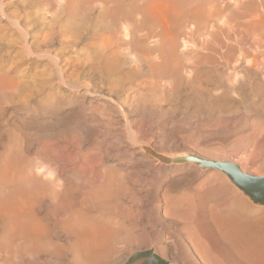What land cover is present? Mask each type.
Listing matches in <instances>:
<instances>
[{"label": "rangeland", "instance_id": "1", "mask_svg": "<svg viewBox=\"0 0 264 264\" xmlns=\"http://www.w3.org/2000/svg\"><path fill=\"white\" fill-rule=\"evenodd\" d=\"M65 1L67 2L68 0H65ZM69 1L70 3H72L74 0L72 1L69 0ZM164 1L165 0H160L159 2H164ZM167 1L168 3H170L169 0ZM222 1L221 0L218 1V7L219 6L224 7V5L225 6L233 5V2L230 0H222ZM7 2L8 4L6 7V11L10 13L13 10H18L20 12V18H19L21 22L20 25L23 26L24 29L26 26H27V29H30V30H27V29L25 30H27V32H29L30 34L32 33L31 40H33L34 37H38V36L40 37V35H45L48 32V29L50 28L49 25L53 21L48 17V15H44L46 13L44 9L45 7L37 8L33 5H25V7L23 6L21 7L20 4H18L15 0H10V1L6 0L5 3ZM227 2H229V4ZM205 4L207 5V1ZM27 6L28 7L30 6V7L28 8ZM42 8L43 10H41ZM42 11L43 13H41ZM95 21H97V18L95 17L90 18V16H86L85 18H79L76 16H72V18H70L67 22L60 23L61 26L58 27V25H60L58 24L54 26L53 28L51 27L52 29H54L53 31L54 36L51 37V39L48 41L47 44L48 45L51 44L50 49L54 50V52L61 58L62 60L61 65L62 66L65 65L63 66L64 72L66 71L65 75L66 74L70 75V72L73 73V69L75 71L80 66H83L82 69H87L88 65L92 64L91 63L92 57L89 52L90 50L88 49L89 47L86 45H88L87 41L90 40L88 35L91 30L90 29L91 24L94 23ZM74 23H76L75 24L76 26L74 25ZM45 29L47 30L45 31ZM57 30L59 31L57 32ZM67 30L74 31V36H76L75 39H77L74 41L76 42L77 45L75 44L71 46L69 43L66 44L65 42H63L65 38V31ZM10 31H6L5 36L3 37V41H0V70L7 71L9 75L12 76L18 82V86L15 92L10 91V92L0 93V108H1L0 109V117H1L0 118V127H1L0 137L2 138L4 137L5 139V140L3 139L4 140L3 141L2 138H0L1 139L0 140V150H1L0 155L2 154L0 157V164H1L0 166L2 168L0 167L1 168L0 170L4 172V175L8 173L6 176L11 177V178L14 177L13 179L15 180L14 182H12L13 179H11V183L13 184L12 185L11 183H9V185L11 186H9L7 183H2L0 181V186H1L0 189H2L5 185H7L5 187L9 186V187L15 188L16 183L18 182L17 185H19V188L21 190H24V191L29 190L30 192H34V191L36 192V186L32 184L35 180H41V183L50 184L51 187L55 191L62 193V194L65 193L67 195H73V193H76L77 191V194H75V196L78 195L77 197H80L81 194L83 195V193L88 192L92 189L100 190V191L102 189V191L104 192L107 189L108 191V192L106 191L107 197L93 199L88 204L79 206L80 208L78 207V210L81 213H83L85 217L89 218L92 221L94 228H95L94 232H95L96 239L98 241L103 242L102 241L103 237L99 238V235L102 236L104 234L103 240L108 242L105 244L109 247L112 246L110 248L113 251L109 254L108 264H129L130 262L133 261V259L136 256H139L148 251L156 255L165 257L163 259L171 262L172 264H264V206L253 203L251 199H249V197L244 195L235 185H233L231 181L228 179V177L221 171H218L216 169H206L200 166L195 168L191 165H185V163L182 164L180 161L179 162L177 161L178 164L176 165L175 164L174 165L172 164L169 166L160 165L161 163L163 164L164 162L157 160L156 157L154 159L152 158V156L164 155L166 157H172V158L180 157L177 160H181L184 158L185 159L191 158L192 160L203 158L206 160L208 159V160H214V161H226V162L235 163L241 168L242 171L246 172L247 174L256 175V176H264V168H261L262 166H264V162H263V165L261 164L262 161H264V159L258 160L259 162L257 163L256 160L252 161V156L249 155V154H253V152L256 151L257 148H259L258 146L254 147L256 146L255 141L258 142L259 146L261 145V143L264 146V141H263L264 128L263 130H261L262 128H260L261 131L259 129L256 130L257 133L255 132V135H256L255 137L257 138H254L252 143L247 147L245 155L242 154L241 151L238 152V150L235 149L236 146L234 145V142L237 143L236 141L237 139H240V138L243 139L242 137H245L246 134L249 133L248 135H250L253 133L251 132V130L255 128V123L256 125H258L259 120L264 118L263 117L264 114L259 113L258 115V113L255 111H252L248 107V105L246 106V104H243L244 106L242 105L241 108H239L240 110L239 113L237 112L234 114V111L230 110V112L223 114L226 117H224L222 113L220 114L224 118L220 116L218 112L219 107H217L219 106L218 104L219 94L215 95L216 92L219 93L218 92L219 90H215V88L219 89L218 87L219 86V76H217L219 73V58L218 60H216L215 58L216 56L212 57L213 54L209 51H207V53L203 52L204 53L203 55L205 57L203 58V60L204 59L206 60V58L207 60L208 58L210 60V58L212 57L210 61H213V60L218 61V64L217 62L213 61L212 64L213 63L214 64L212 65L209 60L207 64L205 63L206 61L204 60V64H203V60L202 61L194 60L193 57L191 59L189 57L190 55L187 54L188 53L187 49H185L187 50V53L185 52V50H182V48L178 49V51L182 50V53H181L182 55L179 54L180 52H178L177 58H179L180 60L177 58L176 59L178 60V62L180 61V63L181 61H183L181 63L182 65L186 64L184 68H186V66L190 67L193 65L194 66L197 65L198 68L203 65L205 67V64H206L207 66L206 68L208 71L215 70L214 72H216V74L214 72L213 74L209 73V75L211 74L210 75L211 78L209 75L208 76L204 74L200 75L198 79L200 83L197 81L199 83L198 84L199 87L198 85L194 86L196 93L199 96H202L201 97L202 99L195 92H193L194 88H191L190 82L186 80L188 79V77H185L186 74L184 73V71L181 72L183 74H181V77H180V78L185 77L184 80L181 79L180 81L179 79V81L182 82V84H178L177 82L178 80L173 82L174 85H172V83L170 84L172 87L175 86L174 89L170 86V89L172 88V90L170 89L168 90L172 94L169 92L167 93V91L165 92V90L164 92H162L163 90H161L162 88L160 84L161 85L164 84L165 80L163 79L161 80H159V78L151 79L149 78V76L148 77H145V76L135 77L136 75L129 74L131 72L130 69H132L130 67L132 65L129 66V64H132V63H129L130 60L128 59H127L128 64L126 63L127 66L125 65L126 67L124 66L122 70V73L124 71L126 74L128 71V74L124 77V81H123V86L125 88L122 90H117V87L116 89L112 88L111 84L102 83L101 85L100 83L102 82L101 79L99 78L100 79L99 80L98 77L96 76L98 74H95V73L93 74L90 73L89 75L87 74V76L84 77V79L82 78V80H85V82H88L89 84H92L93 86L97 85L98 86L97 88H99V84H100V87L101 86L102 87L99 88V90L100 91L102 90L101 93L104 92V94L106 93V95H108L109 93L112 94V92H117V93L112 94L113 99H115L114 95L116 97V95L119 93L118 94L119 97L118 96L117 97L119 100L122 97L121 100L123 102L125 101L124 100L125 96L133 92L131 90L134 88L133 85L135 83L138 82L137 84H140L141 86L144 85V88H142L141 91L143 90L146 91L147 89L151 88L150 89L151 91L150 90L146 91L147 93H149L148 96L146 95V92L143 91L144 92L143 95L146 96V97L144 96L145 97L144 104L142 103L143 101L137 100L136 104H138L139 102L141 103L137 105L138 109L134 108L136 107L135 105L136 100L133 102V100L130 99L129 102L125 101V104L123 107H125L126 109L124 108L120 109L118 107H115L113 104H106L107 105L105 106L106 108L104 107V109L106 110L105 111L104 109L102 110L101 108H99L98 107L99 105L97 103H93L94 108L92 106H91L92 108L91 107L89 108L88 106H86L88 105V103L84 102L82 97L77 96L73 98L72 94H68L67 92L65 93L64 89L58 84H56L55 82H51L50 84H46V85L40 82L41 75H38L39 70L44 69L46 67L45 64H43L46 62L45 61L41 62V60L35 57L28 59L26 62L25 61L26 59L22 57V55H19V53L21 52L19 49V45L18 44L16 45V43L12 44L8 42L10 39H15V36L12 35V33H14L13 30H10ZM44 32L46 33L44 34ZM209 32H211V30H209ZM10 35H12V38L10 37ZM80 36H83L84 38ZM77 37L80 39L78 40ZM200 37L201 36L199 35V38ZM186 39L188 41V38ZM33 43H34V40H33ZM47 44L46 46H48ZM46 46L41 48V51H45L46 49H49L48 48L49 46L48 47ZM68 46H69V49H68ZM190 47L191 45L189 44V47L187 46L186 48L190 49ZM33 50H35L34 44H33ZM16 53H18V56ZM205 54L206 55L208 54V56L209 54L210 55L212 54V55L210 57L208 56L206 57ZM179 55L182 58H180ZM183 55H184V59H183ZM187 57L190 59H188ZM187 60H189L190 62ZM72 61H73V64H72ZM64 62L65 63L67 62V63L65 64ZM26 63L27 65H25ZM79 63L82 65H80ZM217 65H218V69H217ZM20 66L21 68H19ZM16 68L17 69L19 68V69L17 70ZM22 68L24 70H22ZM14 70H17L19 72L17 71L15 72ZM182 75L184 76L182 77ZM215 77H217L218 81L216 80ZM145 78L147 81L145 80ZM142 79H144L146 83H143L145 81ZM129 80H131L132 82ZM151 81L157 82V83L152 82V85L155 84L154 87L152 85H150L151 87L149 86V83H151ZM214 81H216V83ZM39 83L41 84L39 85ZM127 83L130 84V86ZM212 84L214 88L213 86H211ZM103 85L105 86L103 87ZM159 86L161 89L159 88ZM197 88L199 89L198 92H197ZM205 88H209V89L205 90ZM210 88L212 90H210ZM36 89L39 91H37ZM112 89L113 90L115 89L116 91L115 90L112 91ZM157 89H159L162 93L159 91L160 94L159 93L156 94ZM152 90L153 91L156 90L155 91L156 93L154 94ZM126 91L127 92L129 91V92L127 93ZM200 91L203 95H206L207 97L203 96L201 93L199 94ZM203 91H206V92H203ZM208 92L210 93L207 95L206 93ZM211 92L215 94H212ZM150 93H153L156 96L154 97L153 94H150ZM194 93L196 95H194ZM59 95H61V98ZM149 95H150V99H147L149 98ZM252 95L253 94H251V98L253 97L254 99H256L254 95L253 96ZM203 97H205V99H203ZM215 97L218 98V100L214 99ZM58 98H59V101H58ZM154 98H155V101L150 102V100H153ZM196 98L198 100L200 98L202 101L201 100H199L201 102L194 101V100H197ZM206 99L207 100L209 99V100L207 101ZM145 100L148 101V104L146 103ZM216 100L218 103L216 102ZM204 101H206L205 104H203ZM131 102L135 105L133 106V108L136 111L135 110L132 111L133 110L132 107L129 108L128 112L125 111L128 109L130 104H132ZM254 102L256 103L257 100ZM126 104L127 105L129 104V105L127 106ZM146 104L148 108L146 106L144 107V105ZM141 105H143L144 108L141 107ZM202 105L203 106L205 105L206 107L204 106L202 108ZM214 105H215V108H214ZM97 107H98V110H96ZM139 107L141 108L140 111H139ZM207 107L208 109H206ZM213 108L214 110H212ZM91 109H95V110H91ZM215 109H217L218 113L215 112L216 111ZM107 110L111 112L108 113ZM241 110L243 111V113H240L242 112ZM104 111H105V115H103ZM246 111H249L250 113ZM106 112L109 115H107ZM131 113H133V115ZM228 113H229V116H228ZM231 113L235 116L233 117L230 116ZM41 115L42 117H40ZM242 115L244 116L242 117ZM253 116H255V118ZM235 118L236 120L237 119L238 120L236 121ZM18 120L19 121L21 120V122H19ZM29 120H31V123L33 120L35 125L33 123L31 124ZM25 121H27L28 124H26ZM35 121L38 124H36ZM43 121H45V123ZM219 121L220 122L222 121V122L220 123ZM225 121L227 123L229 122L230 125L227 124ZM29 123L31 125H29ZM40 123H42L43 125L42 124L39 125ZM127 124H128V127L130 128V129L128 128L129 132H131V136L134 138L133 140H135L136 138L135 142L143 146V148L141 147V150L140 148L134 147L132 145L133 143L132 139L129 140L130 136L126 128ZM225 124L228 126H226ZM26 125H29V126L26 127ZM36 126H37V129H36ZM23 127L27 131L26 133L28 134L22 131L24 130ZM33 129H36V130L33 131ZM226 130L228 133L225 132ZM36 132L38 133V135ZM141 133L142 135H140ZM20 134L23 135V137L20 136ZM258 137H262L261 138L262 140ZM241 139L239 141H241ZM255 139L257 140L259 139V140L257 141ZM259 141H262V142H259ZM74 142H76L77 145ZM225 142L226 143L228 142L227 145ZM253 142H254V145H253ZM70 145L71 147H69ZM222 145L223 147L225 145V147L226 148L228 147V148L224 149L225 147L223 148ZM5 146H7L8 148H6ZM253 148H255L254 151H253ZM25 149L26 150L29 149V151H27L28 153H26ZM8 150H9V154L11 153L10 155L8 154ZM236 152L237 154L238 153L239 154L237 155ZM68 153L70 154V156ZM71 153L72 155L73 154L74 155L71 156ZM48 154L50 155V157ZM147 154H151V157ZM12 155L13 157L9 158V156H12ZM65 155L67 156L68 159L70 158L71 160L70 163L69 162L67 163V161H70V160L66 159V157L63 158V156ZM47 157L48 159H46ZM71 157H74V160ZM9 159L10 160L12 159V162L14 161L13 163L15 164H12L13 166H11L12 162H10ZM58 159L60 161H58ZM87 159H89V161ZM38 160H40L41 163ZM249 160H250V163H249ZM83 161H86V162H84L83 164ZM91 161L94 162L93 165ZM251 161L254 162V164ZM50 162L54 163V164L51 163L52 167L49 166ZM87 162H91V163L89 164ZM65 163L67 164L65 165ZM68 164L69 166L67 167ZM73 164H74V167H73ZM259 164H261L262 166H260ZM36 165L39 168H41L42 171L36 168ZM62 165H65L67 168ZM89 165H90V170H88ZM91 165L94 167H92ZM10 166L12 167V169ZM71 166L72 168H74L73 170L71 169ZM5 167H6L7 173L5 172ZM59 167L61 171L60 169H58ZM28 168L31 171H29ZM69 168L71 169L72 172H70ZM83 168L84 170H86L85 171L86 176H81V175H85L84 171L82 170ZM92 168L96 172L91 170ZM256 168L258 169V171L254 172ZM10 169L12 170L11 171L12 174L9 173L8 171ZM35 170L40 171V172H38L37 174V171ZM53 170L54 172H52ZM1 171H0V174H3ZM87 171H90V172H87ZM106 171L107 172L109 171V173H107ZM29 172H31L32 175L34 174L35 175L31 177L32 175L28 174V176L30 175L31 176L27 177V173ZM51 172L52 174H50ZM98 172L100 174H95ZM17 173H19L20 177L17 175ZM20 173L23 174V177ZM61 173H62V176H61ZM10 174L13 176H11ZM117 174L121 176H118ZM36 175H40L41 177L40 176L36 177ZM97 175L98 176L101 175L102 177L101 176L98 177ZM108 175L110 177V180H108L109 179ZM114 175H117L118 177ZM80 176H81L82 181L80 179ZM24 177L26 179H24ZM48 177H50L51 180ZM58 177H61V179ZM96 177L98 179H96ZM119 177L122 179L118 180ZM20 179L23 181H21ZM55 179L56 180L58 179V180L56 181ZM94 179H96L98 183ZM86 180H88L87 182L89 186ZM28 181L32 184V186H30L31 184ZM78 181L80 184L77 183ZM89 181L91 182L89 183ZM118 181H120L121 183ZM71 182L74 184H70ZM101 182L102 183L104 182L105 184L104 183L102 184ZM24 183H25V186H24ZM27 183L30 185H28ZM94 183L97 185H95ZM116 183L120 185L121 187H123L122 188L123 190L120 189L121 187L119 188ZM22 184H23L24 189L22 188ZM67 185L70 186L71 188L68 187ZM96 186H98L99 189H97L98 187L96 188ZM113 186L115 188L117 186V188L115 189ZM86 187H89V188H86ZM72 189H75V190L78 189V190L76 191L74 190L73 192ZM110 189H112L113 191ZM119 189L122 191H120ZM80 190L82 193L79 192ZM82 190H84V192ZM185 196L190 197L189 204L186 203L185 199L181 200V198H184ZM117 198L119 199V201L117 200ZM33 205L38 207L37 210H35L36 208H34ZM33 205L32 204L26 205L24 206L26 208H23L22 210H24L23 212L25 214V217L28 219L29 223L34 225V230L36 231H34L33 234H35V236L39 239V240H36L37 241L36 245L44 244V242H47V241L61 242L62 238L63 240L64 239L66 240L67 239V237H65L66 233L62 231L61 224H62V221L64 220L65 215L67 214V212H69V209H68L69 205L65 203H58V204L42 203L40 205H35V204ZM62 208H65V210L63 209L64 210L63 211ZM120 208L123 209L126 213L123 212V210H121ZM170 208L176 209L181 213H190V218L182 219L179 217L172 216L170 214V211H168ZM112 209L114 210L112 211ZM117 211H120L119 212L120 214ZM30 212L33 214L30 215ZM87 214L89 216H86ZM111 217H115L116 219L111 218ZM56 218H58V220ZM96 218H97V221H95ZM105 218H106V221L104 220ZM95 223L97 224L95 225ZM0 226H1V221H0ZM7 227L9 226L8 225L5 226L4 231H1L0 229V232H1L0 236L3 232H6V231L8 232ZM105 227L108 230L109 229L110 230L108 231ZM126 227L131 228V232H132L131 240L125 239ZM61 232L63 233L61 234ZM111 232L112 233L114 232V234L116 233L117 236L112 234ZM120 234L122 236H120ZM110 235L112 236V238H110L111 237ZM113 240L114 242H112ZM33 246H35L34 243H33ZM159 248L161 249L158 250ZM163 248L166 251H164ZM65 257L66 258H64V262H65L64 264L71 263L69 261V256H65ZM17 261H18V258H17Z\"/></svg>", "mask_w": 264, "mask_h": 264}, {"label": "bare ground", "instance_id": "2", "mask_svg": "<svg viewBox=\"0 0 264 264\" xmlns=\"http://www.w3.org/2000/svg\"><path fill=\"white\" fill-rule=\"evenodd\" d=\"M5 1L6 0H0V41H3V37L5 36L6 31L13 30L14 33H12V35L15 36V39H10L8 42L12 43V44L16 43V45L17 44L19 45V49L21 51V52L18 51L21 53V54L19 53V55H22V57H24L26 59L25 60L26 62L28 59H30L32 57L38 58L39 60H41V62L42 61L46 62V63H43V64H45L46 67L44 69L39 70L38 75H41L40 76V82H42L45 85L50 84L51 82H55L56 84H58L59 86H61L64 89L65 93L67 92L68 94H72L73 98H75L77 96L82 97L84 102L88 103V105H86V106H88L89 108L91 106L92 107L94 106L93 103H97L99 105V106L98 105L97 106L99 108H101L102 110L104 109L105 106H107L106 104H113L115 107H118L120 109H122V108L126 109L125 107H123L125 104V101L129 102V100L132 99L133 102L136 100L135 101L136 107H134V108L138 109L137 105L141 104V103L139 102L138 104H136L137 100L143 101L142 102L143 104L145 103L144 99L146 96L143 95V93L146 92L147 90H150L151 88L147 89L146 91L143 90L144 91L143 92L141 90H142V88H144V85L141 86L140 84H137L138 82L135 83L134 81H133L135 83L133 85L134 88L132 90L129 89L133 92H131L130 94H127V95L124 94V95H126L125 98L123 97L125 100L124 102L121 100L122 97L120 98V100L118 99L119 93L116 95V97L114 95L115 99H113V97H112L113 93H117V92H112L116 89V87H117V90H122L125 88L123 86V81H124V77L128 74V71L126 69V71H127V74H126L124 71L122 73V70H123V67L126 65V63L128 64V62H127L128 60H130L129 63H132V64H129V66L132 65V66H130L132 69H130L131 72L129 74H134V75H136L135 77H138V76L148 77L149 76V78H151V79H158L159 78V80H161V79L165 80L163 85L160 84L162 89L159 86V88L161 90H163L162 92H164V90H165V92L167 91V93L168 92L171 93L170 91H168L170 89L171 83H172V85H174L173 82L178 80L177 81L178 84H182V82H180L181 79L184 80L185 77H188L189 80L188 79H186V80L190 82L191 88H194L193 92L196 93L194 86L198 85L200 83L198 80L200 75L204 74V75L208 76L209 73L213 74V72L215 70H213V71L207 70L206 64H207L209 58H208V60H207V58H206V60L204 59L206 61L205 67L203 65V66L198 68L197 65L196 66L193 65L190 67L186 66L187 69L184 68V66L186 64L182 65L181 63L183 61H181V63H180V61L178 62L177 59H179V58H177V55H178V52H180L179 54H181L182 50L187 49L188 53H187V50H185V52L188 55H190L189 57L191 59L193 57L194 60H198V61L201 60L202 61L203 58H205L203 55L204 54L203 52L207 53V51H209L213 54L212 57L216 56L215 57L216 60H218V58H219V73L217 72L218 73L217 76H219V86H218L219 89L215 88V90H219L218 91L219 93L216 92V94H215V93H212L213 91L211 92L212 94H215V95L219 94L218 95L219 103L217 102L218 98H216V97L214 98V99H217L216 102L219 104V106H217V107H219V110H218L219 114L222 113V115H223L224 113L230 112V110L231 111L233 110L234 114L237 112L239 113V111H240L239 108H241V106L243 104H246V106L248 105V107L252 111L257 112L258 115H259V113L264 114V0H230L233 2V5H231V6H229V5L225 6L224 5V7H220V6L218 7V1L219 0H206L207 5L205 4L206 3L205 0H169L170 3H168L167 0H165L164 2H159L160 0H74L72 3H70L69 0L67 2L65 0H15L18 4H20L21 7L22 6L25 7V5H33L37 8L38 7H43V8L45 7L44 9H45L46 13L44 15H48V17L53 21L49 25L50 28L48 29V32L47 33L44 32V34L46 33L45 35H40V37L39 36L34 37V39H33L34 43H33V40H31L32 39L31 38L32 33L30 34L29 32H27V30H30V29H27V26H26L25 29H27V30H25L23 28V26L20 25L21 24L20 19H19L20 18V12L18 10H13L10 13L8 11H6V7H7L8 2L5 3ZM64 1H65V3H64ZM227 3L229 4V2H227ZM43 8L41 10H43ZM41 13H43V11ZM72 16H76L79 18H85L86 16H90V18L91 17L97 18V21L92 23L93 25L91 24V28H90L91 30L89 29L90 30L89 35L87 34L91 41L86 40L88 42V45H86V46L89 47V48L88 47L87 48L90 50L89 52H90V55L92 57V59H91L92 64L88 65V67L86 66L87 69H82L83 66H80L75 71L73 69V73L70 72V75L69 74L65 75L66 71L64 72V70H63V66H65V65H63V66L61 65V63H62L61 58L54 52V50L50 49L51 44L48 45L47 43L51 39V37L54 36L53 35L54 29H52V28L54 26L62 23V22L63 23L67 22L70 18H72ZM71 24H72V22H71ZM75 24L76 23H74V25ZM59 26H61V24L58 25V27ZM46 30L47 29H45V31ZM209 30H211V32H209ZM58 31L59 30H57V32ZM85 31H87V30H85ZM10 33H11V31H10ZM78 34H80V33H78ZM12 35H10L11 38H12ZM199 35L201 36L200 38H199ZM36 36H37V34H36ZM205 36L207 37V39ZM75 37L76 36H74V31L67 30V31H65V38H64L63 42H65L66 44L69 43L71 46H73L76 44V42L74 40H77V39H75ZM80 37H83V36H80ZM85 37H87V36H85ZM179 38H180V40H179ZM186 38H188L189 42L187 41ZM79 39L80 38H78V40ZM33 44L35 45V50H33ZM46 44L49 47L46 46ZM189 44L191 45L190 49L186 48L187 46L189 47ZM84 45H85V43H84ZM45 46L48 47L49 49H46L45 51H41V48H43ZM179 48H182V50L178 51ZM68 49H69V46H68ZM88 49H87V51H88ZM189 52H191V53H189ZM16 54L18 56V53H16ZM183 54H185V53H183ZM187 54H186V56H187ZM211 55L209 54V56H208V54H207L206 57L207 56L210 57ZM179 57H180V55H179ZM20 58H21V56H20ZM88 58H89V56H88ZM180 58H182V57H180ZM190 58H188V59H190ZM211 58H210V60H211ZM183 59H184V55H183ZM204 60H203V64H204ZM216 60H213V61L217 62V64H218V61H216ZM187 61H189V60H187ZM213 61H210V63L212 64ZM69 62H71V61H69ZM34 64H35V62H34ZM72 64H73V61H72ZM189 64H191V63H189ZM25 65H27V63ZM80 65H82V64H80ZM21 66H22V64H21ZM21 66L19 68H21ZM77 67H78V65H77ZM208 67H209V65H208ZM42 68H43V66H42ZM217 69H218V65H217ZM17 70H14V71L16 72ZM22 70H24V69L22 68ZM183 71L186 75L184 74L185 77H183L184 75H182L183 78H180L181 74H183L181 72H183ZM17 72H19V71H17ZM90 73L91 74L95 73V74L99 75V76L98 75H96V76L98 77V79L99 78L101 79V81H102V82H100L101 85H102V83L103 84L104 83L111 84L112 85L111 87L115 88L114 90L112 89V91H110V92H112V94L109 93L111 95H109V94L106 95V93L104 94V92L101 93L102 90L100 91L99 88H101L102 86L100 87V84H99V88H97L98 87L97 85L93 86L92 84L85 82V80H82V78L84 79V77H86L87 74L89 75ZM214 73L216 74V72H214ZM142 78H144V77H142ZM210 78H211V76H210ZM215 78L217 80V77H215ZM179 79H180V81H179ZM99 80H98V82H99ZM142 80H144V79H142ZM145 80H146V78H145ZM129 81H131V80H129ZM146 81L143 83H146ZM152 82L157 83L156 81L155 82L151 81V83H149V86L152 85ZM214 82L216 83V81H214ZM40 84L41 83H39V85ZM213 84L211 86H213ZM128 85L130 86V84H128ZM154 85H152V86L154 87ZM215 85H217V84H215ZM17 86H18V82L12 76H10L7 71H1L0 70V93L10 92V91L15 92L17 90ZM104 86L105 85H103V87ZM153 87H152V89H153ZM157 87H158V85H157ZM174 87H172V88L174 89ZM198 87H199V85H198ZM172 88L170 90H172ZM211 88H210V90H212ZM213 88H214V86H213ZM206 89H209V88H205V90ZM198 90L199 89L197 88V92H198ZM37 91H39V90H37ZM107 91H109V90H107ZM155 91H153L154 94L156 93ZM159 91L160 90L157 89L156 94H158ZM34 92H36V91H34ZM203 92H206V91H203ZM120 93H121V91H120ZM195 93H194V95L197 94V93L196 94ZM200 93H201V91L199 92V94ZM209 93L210 92H208L206 94L208 95ZM148 94L149 93L146 92L147 96H148ZM150 94H153V93H150ZM154 94H153V96L155 97L156 95H154ZM251 94H253L256 99H254L253 97L251 98ZM124 95H122V96H124ZM59 96L61 98V95H59ZM153 96H152V98H153ZM192 96H193V94H192ZM203 96L207 97L206 95H203ZM136 97H137V99H136ZM199 97L201 98L202 96H199ZM205 97H203V99H205ZM210 97H208V98H210ZM69 98H70V96H69ZM200 98H199V100L202 99V98L201 99ZM147 99H150V95H149V98H147ZM199 100L197 99L194 101H199ZM253 100L254 101L257 100V102L255 103ZM58 101H59V98H58ZM102 101H104V102H102ZM145 101L148 104V101L147 100H145ZM151 101H155V98L153 100H150V102ZM201 101H199V102H201ZM211 101H213V100H211ZM211 101H210V103H211ZM205 102L206 101H204L203 104H205ZM252 102H254V103H252ZM29 103H30V101H29ZM213 103H215V102H213ZM59 104H60V102H59ZM76 104H77V102H76ZM147 104L144 105V107L145 106L147 107ZM135 105L133 103L130 104L128 109L125 111L128 112L129 108H131V107L133 108V106H135ZM204 106L202 105V108ZM80 107H81V105H80ZM98 107L96 110H98ZM141 107H143V105H141ZM211 107H213V106H211ZM134 108H133V110L132 109L131 110L134 111L135 110ZM214 108H215V105H214ZM214 108L212 110H214ZM86 109H87V107H86ZM140 109L141 108L139 107V111H140ZM206 109H208V107ZM217 109H215L216 110L215 112H217ZM91 110H95V109H91ZM105 111H104L103 115H105ZM107 112L110 113L111 111L109 112L107 110ZM107 112H106V114L109 115ZM246 112L250 113L249 111H246ZM136 113H134V114H136ZM240 113H243V111ZM14 114H16V113H14ZM131 114L133 115V113H131ZM117 115H119V114H117ZM222 115L220 114V116H222ZM50 116H52V115H50ZM228 116H229V113H228ZM230 116L233 117L235 115H233L231 113ZM243 116L244 115H242V117ZM40 117H42V115ZM224 117H226V116H224ZM253 117L255 118V116H253ZM128 120H129V118H128ZM235 120H236V118H235ZM244 120H246V119H244ZM29 121L31 123V120H29ZM19 122H21V120ZM43 122L45 123V121H43ZM129 122H130V120H129ZM25 123L28 124L27 121H25ZM30 123H29V125H31L32 123L34 124L33 120H32V123L31 124ZM35 123H36V121H35ZM42 123H40L39 125H41ZM258 123H259L258 125H256V123H255V128H253V130L250 129L251 132H253L252 134L248 135L249 134L248 133V134H246L245 137H242L243 136L242 135L241 137L243 139L240 138L241 141H239L240 139L236 138L237 143L234 142V145L236 146L235 149L238 150V152L241 151L242 154L245 155L247 147L252 143L254 138H257V137H255L256 136L255 135L256 130H258V129L260 130V128H262L261 130H263L264 118L260 119ZM36 124H38V123H36ZM227 124H229V122ZM29 125H26V127ZM37 126H36V129H37ZM226 126H228V125H226ZM126 128L129 132L130 128L128 127V124L126 125ZM23 129H24V127H23ZM36 129H33V131ZM19 130H21V129H19ZM27 130H28V128H27ZM22 131H24L25 133L27 132L25 129ZM16 132H18V131H16ZM72 132H74V131H72ZM225 132H227V130ZM2 134H1V136H2ZM26 134H28V133H26ZM258 134H260V133H258ZM37 135H38V133H37ZM140 135H142V133ZM7 136H8V134H7ZM20 136L23 137V135H21V134H20ZM27 136H29V135H27ZM129 136H130L129 140L134 139L131 136V132H129ZM224 137H226V136H224ZM0 138H2V137H0ZM25 138H26V136H25ZM138 138H139V136H138ZM258 138L261 139L262 137H258ZM3 139H4V137L2 138V140ZM9 140H10V138H9ZM79 140H81V139H79ZM135 140H136V138H135ZM135 140L132 141L133 142L132 145L134 147L140 148V150H141V147L143 148V146L138 144L137 142H135ZM255 140H257V139H255ZM139 141H140V139H139ZM263 141H264V139H263ZM259 142H262V141H259ZM74 143H76V142H74ZM227 143H226V145H227ZM4 145H5V143H4ZM8 145H9V143H8ZM76 145H77V143H76ZM231 145H232V143H231ZM253 145H254V142H253ZM255 145L256 146H254V147L258 146L259 148H257L256 151H254L255 148H253V151H254L253 154H249V155L252 156V161L256 160L258 163L259 162L258 160L264 159V146L261 143V145H260L261 147H260L258 145V142H256V141H255ZM78 146H80V145H78ZM5 147L8 148L7 146H5ZM69 147H71V145ZM222 147H223V145H222ZM224 147H225V145H224ZM231 147H230V149H231ZM227 148L225 147L224 149H227ZM25 151H26V153H28L27 151H29V149H27V150L25 149ZM51 151H53V150H51ZM8 154H9V150H8ZM14 154H15V152H14ZM236 154H237V152H236ZM1 155H0V157H1ZM13 155L9 156V158L13 157ZM73 155L71 153V156H73ZM147 155H149L151 157V154H147ZM246 155H248V154H246ZM6 156H5V158H6ZM69 156H70V154H69ZM49 157H50V155H49ZM57 157H59V156H57ZM64 157H66V159H68L66 155L63 156V158ZM155 157L157 158V160L164 162L163 164L161 163L160 165H168V166L172 165V164L176 165V164H178L177 161L178 162L180 161L182 164L185 163V165H191L195 168H197L199 166L204 168L197 161H193V160H190L188 158H186V159L184 158L185 160L184 159L177 160L180 157L172 158V157H166L164 155L152 156L153 159ZM71 158L74 160V157H71ZM46 159H48V157ZM40 160H42V159H40ZM40 160H38V161L40 162ZM51 160H53V159H51ZM68 160H70V158ZM87 160L89 161V159H87ZM90 160H92V159H90ZM1 161H2V159H1ZM58 161H60V160L58 159ZM86 161H83V164ZM211 161H214V160H211ZM4 162H5V160H4ZM10 162H12V159L10 160ZM13 162L11 163V166H13L12 164H15ZM44 162H46V161H44ZM53 162H50L49 166L52 167L51 163H53ZM68 162L70 163L71 160L67 161V163ZM91 162H87V163L90 164ZM218 162H226V161H218ZM263 162L264 161H262V163H261L262 165H263ZM67 163H65V165ZM230 163H232V162H230ZM249 163H250V160H249ZM252 163L254 164V162H252ZM93 164H94V162H92V165ZM261 164H259V165L262 166ZM33 165H35V164H33ZM37 165H36V168H38V169H40V171H42L41 168H39ZM65 165H62V166H65ZM259 165H257V166H259ZM68 166H69V164L67 165V167ZM81 166H83V165H81ZM73 167H74V164H73ZM75 167H76V165H75ZM92 167H94V166H92ZM25 168H26V166H25ZM84 168L82 170L84 171L85 175H81V176H86V172H85L86 170H84ZM261 168H264V166H262ZM11 169H12V167H11ZM11 169L8 171H9V173L12 174ZM58 169H60V167ZM71 169L73 170L74 168H72V166H71ZM71 169H70V172H72ZM256 169L254 170V172L258 171V169L257 170ZM76 170H78V169H76ZM88 170H90V165L88 167ZM91 170H93V168ZM240 170H241V168H240ZM6 171L7 170L5 167V172ZM29 171H31V170L29 169ZM35 171H37V170H35ZM40 171H37V174ZM60 171H61V169H60ZM1 172L3 174H0L1 175L0 177L3 179L0 178L1 179L0 181L2 183H7L9 185V183H11V179H13L14 177H12V178L8 177V176H6L8 174L7 172H6L7 174H5V175H4L3 171H1ZM23 172H24V170H23ZM26 172H27V170H26ZM52 172H54V170ZM52 172L50 174H52ZM87 172H90V171H87ZM94 172H96V171H94ZM242 172L246 173L244 171H242ZM48 173H49V171H48ZM107 173H109V171ZM28 174L32 175V173L29 172V173H27V177L31 176V175L28 176ZM57 174H58V172H57ZM95 174H100V173L98 172ZM17 175L19 176V173H17ZM21 175L23 177V174H21ZM34 175H32L31 177H33ZM75 175H76V173H75ZM109 175H108V177H109ZM117 175H114V176H117ZM249 175H251V174H249ZM11 176H13V175H11ZM37 176L39 177L40 175H36V177ZM61 176H62V173H61ZM81 176H80V179H81ZM100 176H98V177H100ZM104 176H106V175H104ZM118 176H121V175H118ZM254 176H256V175H254ZM111 177H112V175H111ZM48 178L51 180L50 177H48ZM58 178L61 179V177H58ZM24 179H26V178L24 177ZM52 179H53V177H52ZM88 179H89V177H88ZM96 179H98V178L96 177ZM96 179H94V180H96ZM120 179H122V178L119 177L118 180H120ZM14 180L15 179H13L12 182H14ZM92 180H93V178H92ZM108 180H110V177ZM21 181H23V180H21ZM81 181H82V179H81ZM87 181L88 180H86V182ZM90 182L91 181H89V183ZM118 182H120V181H118ZM17 183H16V186L18 188L16 186H15V188L9 187L11 185H9L8 187H5L7 185H5V186L2 185L4 187L2 189H0V221H1L0 229H1V231H4L5 226H7V225L9 226V227H7L8 232L7 231L3 232L2 233L3 235L1 234V236H0V264H39V263L40 264H64L65 263L64 258H66L65 256H69V261L71 262L69 264H108L109 263V254L113 251L110 248L112 246L109 247L105 244L108 242L103 240L104 234L102 236L99 235V238L103 237L102 238L103 242L98 241L96 239L95 232H94L95 228H94L92 221L89 218L85 217V215L78 210L79 206H83L84 204H88L93 199L107 197L106 196L107 195V193H106L107 189L105 190V192L102 191V189H101V191L95 190V189L93 190L92 188H91L92 190L88 191V189H87L88 192L83 193V195L81 194L82 196L79 194L80 197H77L78 195L75 196V194H77L76 190H78V189H76V190L72 189L73 192H74V190L76 191V193H73V195H67L65 193L62 194V193L55 191L51 187L50 184L41 183V180H35L32 183L34 186H36V192L35 191L30 192L29 190L28 191L21 190L19 188V185H17ZM77 183H79V181ZM97 183H98V181H97ZM30 184H28V185H30ZM32 184L30 186H32ZM70 184H74V183L71 182ZM87 184H88V182H87ZM68 185H69V183H68ZM91 185H92V183H91ZM95 185H97V184H95ZM24 186H25V183H24ZM88 186H89V184H88ZM117 186L119 188L121 187L118 184H117ZM117 186H116V188H117ZM68 187H70V186H68ZM91 187H93V186H91ZM97 187L98 186H96V188ZM22 188H23V184H22ZM74 188H75V186H74ZM86 188H89V187H86ZM122 188L123 187H121L120 189H122ZM81 189H83V188H81ZM97 189H99V187ZM112 189H110V190H112ZM122 190H120V191H122ZM82 191L84 192V190H82ZM65 192H66V190H65ZM79 192H81V190ZM115 192H116V190H115ZM108 199H109V197H108ZM184 199L186 200L187 204L190 203V197L189 196H185L184 198H181V200H184ZM117 200L119 201L118 198H117ZM105 201H107V200H105ZM120 202H121V200H120ZM42 203H45V204L65 203V204L69 205V207H68L69 212H67V214L65 215L64 220L62 221V224H61V227H62L61 229H62V231H64L66 233V235H65V233H64V235H65V237H67L66 240L64 239L65 241L63 240V238L61 239V242L63 240L62 243L57 242V241L56 242L47 241V242H44V244L36 245V243H37L36 240H39L35 236V234H33V232L36 230H34V225L30 224L28 219L25 217V214L23 212L24 210H22V209L26 208L24 206L29 205V204L40 205ZM122 205H123V203H122ZM34 208H36L35 210H37L38 207L34 206ZM122 208H124V207H122ZM63 209L65 210V208H62V210ZM113 210L114 209H112V211ZM121 210H123V209H121ZM168 211H170V214L172 216H175V217H179L182 219L190 218V213H181L178 210L173 209V208H170ZM95 212H96V210H95ZM117 212L119 213L120 211H117ZM123 212H125V211L123 210ZM125 213H123V214H125ZM31 214H33V213L30 212V215ZM119 214H117V215H119ZM168 214H169V212H168ZM95 215H97V214H95ZM102 215H103V213H102ZM86 216H89V215L87 214ZM103 217H105V216H103ZM111 218L116 219L115 217H111ZM119 218H120V216H119ZM122 218H123V216H122ZM56 219L58 220V218H56ZM29 220H30V218H29ZM104 220L106 221V218ZM125 220H126V218H125ZM95 221H97V218ZM100 221H101V219H100ZM100 221H99V223H100ZM117 222H118V220H117ZM113 223H114V221H113ZM96 224L97 223H95V225ZM108 225H110V224H108ZM110 226H112V225H110ZM115 231H116V229H115ZM118 231H120V230H118ZM62 233L63 232H61V234ZM112 234H114V232ZM125 234H126V237H125L126 240L132 239L131 228L126 227ZM114 235L117 236L116 233ZM120 236H122V235L120 234ZM108 238H109V236H108ZM110 238H112V236ZM107 240H109V239H107ZM115 241H116V239H115ZM112 242H114V240ZM33 243L35 244V246H33ZM160 249L161 248H159L158 250H160ZM163 250H164V248H163ZM164 251H166V250H164ZM164 255H165V253H164ZM157 256H160V255H157ZM160 257H162V256H160ZM17 258H18V261H17ZM162 258H165V257H162ZM142 259L149 260V259H151V257L150 256L139 257V258L134 260L133 264H135L137 261H141Z\"/></svg>", "mask_w": 264, "mask_h": 264}, {"label": "water", "instance_id": "3", "mask_svg": "<svg viewBox=\"0 0 264 264\" xmlns=\"http://www.w3.org/2000/svg\"><path fill=\"white\" fill-rule=\"evenodd\" d=\"M188 159L192 160L191 158ZM193 161H197L204 168L221 171L228 177L231 183L235 185L244 195L249 197L253 203L264 206V176H254L243 173L236 164L230 162H218L206 159H193ZM146 256H150L151 259H142L141 261H137L135 264H172L152 252H145L136 256L129 264H133L134 260L139 257Z\"/></svg>", "mask_w": 264, "mask_h": 264}]
</instances>
